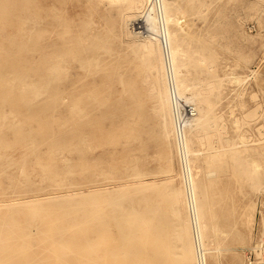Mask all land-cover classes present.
<instances>
[{"label":"rangeland","instance_id":"obj_1","mask_svg":"<svg viewBox=\"0 0 264 264\" xmlns=\"http://www.w3.org/2000/svg\"><path fill=\"white\" fill-rule=\"evenodd\" d=\"M149 2L139 0L137 9L113 0H0V264H185L184 256L176 255L184 253L176 231L193 209L187 212L185 203V209L179 204V215L174 211V192L187 189L189 180L184 178L176 135L170 133L165 68L163 73L157 56L151 61L134 56L132 50L142 39L131 33L126 20L129 13H138L137 19ZM173 4L186 17L183 30L179 24L175 27L189 53L181 77L200 80L198 92L225 76L232 81L225 77L208 95L212 121L226 128L216 127L223 135L215 127L211 132H218L216 139L223 144L207 149L194 139L196 152L190 156L198 193L206 203L208 264H248L249 249L264 252V0ZM237 74L250 79L234 85ZM234 153L241 160L235 162ZM246 158L261 162L263 170L255 179L250 178ZM144 182L154 183L158 191L136 194ZM120 187L131 196L116 197ZM175 218L185 219L179 223ZM191 221L189 238L193 236L196 245ZM134 226H140L139 232ZM126 231L136 248L126 241ZM92 239L96 241L89 242ZM195 245L192 264L198 263Z\"/></svg>","mask_w":264,"mask_h":264},{"label":"bare ground","instance_id":"obj_2","mask_svg":"<svg viewBox=\"0 0 264 264\" xmlns=\"http://www.w3.org/2000/svg\"><path fill=\"white\" fill-rule=\"evenodd\" d=\"M113 1H115V2H124L125 4H127V5H130V8H133V7H135V6H138L137 5V3H139V0H113ZM153 0H151L150 2H152ZM160 2H161V10H160V14H158L157 13V11L155 12V10H151L148 14H147V16H146V20H147V22H148V25L150 26V28L151 29H153V30H158V24H160V22H161V19L163 20V22H164V26H165V30H166V34H167V36H168V43H169V49H170V54H169V61H170V63L172 64V66H173V70H174V72H175V79H176V95H177V98H175L174 97V99H172V97H171V95H170V93H169V90L167 89V86L164 88V90H163V96H164V100H165V103H166V105L168 106V107H170L171 108V110H172V108H173V106H174V103H173V101H175V102H177L176 100H178V98L180 97V98H182L183 100H185V101H187V102H191L194 106H195V108H196V110H197V115L191 120V121H189L188 123H187V127H186V131H185V135H184V141H183V149H184V152H185V160H186V163H187V166H188V169H189V175H188V180H189V182L187 181V189L185 190V189H183V188H180V189H178L177 191H175L174 192V197L176 198V197H178V203H176V201L174 202L173 200V202L174 203H176V204H178L176 207H175V213L176 214H180V208H179V204H181L183 207H184V204L186 203V206L188 205V209L186 210L187 212H188V210L190 209L189 207L191 206L192 208L191 209H193V212H191L193 215H192V217L190 216V214H188L189 216H190V218H188V219H190V221L193 219V222H194V224L192 225V227L194 226V231H195V241L194 242H196V245H195V243H193V241H192V234L194 235V231L192 232V234H190L192 237H191V239L189 238V233H188V231H189V228L191 227V226H189V224L188 223H190V221L187 219V217H186V220L183 222L182 220H184V219H181V220H177L176 218H175V220H173V221H181V223L182 224H179L180 226H177V228L179 227V230L178 231H176V232H178V234H177V238H178V240H180L179 242H180V245H182L183 247H181V248H183V249H181V252L182 251H184V253L182 252V254H178L177 252V257H178V255H183L184 256V263L185 264H192L193 263V261L195 260V248H194V245H195V247L197 248L196 250H197V261H198V263L199 264H208V258H209V256L207 257V252H208V254H209V250H210V248H208V246H209V244H208V234H209V230H210V227H209V223H207V218H206V216H205V205H206V203H205V200L203 201V198L200 196V194L198 193V185H197V183H196V178H195V176H194V171H193V169H194V167H192V160L190 159V156H193L194 154H195V152L196 151H194L193 149H192V142H193V140L195 139L196 141H198V142H200L201 143V145H202V147H204L205 145H207L206 147H207V149H209V147L208 146H211V147H213V148H216V146L218 145V142H220V144H223V142H221V139L220 140H217L216 139V137H217V133L218 134H220V129L218 130L216 127H218V126H216V124H218V123H216L215 122V120L214 121H212L213 119H214V116H213V119H211V113H212V107H213V104L209 101V99H208V95L209 94H212V92L214 91V88L216 87V89L219 87V85H218V83L219 82H221V80H223L225 77H228V79H230V75L229 76H225V77H223V79H221L220 77V81H218V83H217V85H215V86H213L212 88H210V87H208V89H206V87L205 88H203L201 91H196V89H197V86L198 85H200L201 84V81L200 80H197V81H194V82H189V81H187L186 79H184V78H182L181 77V73H182V70H183V67H184V59L187 57V56H189V53H188V51L185 49V48H183V46H182V42H183V40L185 39V38H181L180 37V35H179V33L176 31V29H175V27H176V25L177 24H179V25H185V24H183V23H185L186 22V17H185V15H184V10L182 11V9H181V7H178L176 4L174 5L173 4V1L174 0H159ZM146 2H149V0H146ZM177 2V1H176ZM143 3H144V1H143ZM188 3V2H187ZM114 5V4H113ZM110 6V5H109ZM136 8V7H135ZM139 8V6L137 7V9ZM136 10V9H135ZM207 11V10H206ZM133 12V11H132ZM186 13V12H185ZM138 13H129L128 14V16H127V18H126V20L128 21V22H130L131 24H132V22L135 20V18L138 16L137 15ZM181 16V17H180ZM178 25V26H179ZM182 25L180 26V28H182L181 30H183V27H182ZM128 27V26H127ZM188 29V28H187ZM186 29V30H187ZM126 30V29H125ZM127 31V30H126ZM130 31H131V33L133 34L134 32L131 30V28H130ZM182 32V31H181ZM187 32V31H186ZM183 33H185V31L183 32ZM135 34V33H134ZM188 34H189V32H188ZM188 34H186L187 36H188ZM136 35V34H135ZM185 35V36H186ZM137 36V35H136ZM191 36V35H190ZM189 36V37H190ZM138 38H140V39H142V40H140V41H142L140 44H138L137 46H135L134 48H133V50H132V52H133V54H134V56L135 57H140V56H143V57H145V59L147 60V61H151L152 59H153V57H155V56H157V58H158V65H159V68H160V70H162V72L164 73V68L166 67V64H167V58H166V54H165V52L163 51V46H162V44H161V42H160V40L156 37V38H142V37H139V36H137ZM189 37H186L187 39H189ZM193 39V38H192ZM29 40V39H28ZM186 40V39H185ZM189 41H190V39H189ZM184 44V43H183ZM186 47V46H185ZM189 48V47H188ZM213 54H215V53H213ZM195 55V54H194ZM216 55V54H215ZM214 56V55H213ZM217 56V55H216ZM215 56V57H216ZM213 58V57H212ZM205 59V58H204ZM155 60V59H154ZM188 60H191L190 59V57H189V59ZM218 61V60H217ZM198 65V64H197ZM57 71V70H56ZM164 75V74H163ZM166 75V74H165ZM214 75V74H213ZM217 75V74H216ZM238 75V74H237ZM215 76V75H214ZM218 76V75H217ZM240 75H238V76H232L233 78L232 79H234V82H233V84L235 85L236 83L239 85V83H244L247 79H250V78H247V79H245L244 80V78H242V77H239ZM244 76H246V75H243V77ZM217 78V77H216ZM215 78V79H216ZM214 79V78H213ZM230 81H231V79H230ZM229 81V82H230ZM59 82V81H58ZM247 82V81H246ZM245 82V83H246ZM204 83V82H203ZM202 83V84H203ZM228 83V82H227ZM231 83H232V81H231ZM233 84H231V85H233ZM166 85V84H165ZM213 85H214V83H213ZM28 86V85H27ZM237 87V86H236ZM33 88V87H32ZM209 89H211V91H209ZM237 89V88H236ZM39 93V92H38ZM38 95V94H37ZM41 95H42V93H41ZM40 95V96H41ZM220 96V95H219ZM36 97V96H35ZM39 98V97H38ZM233 103V102H232ZM219 105V104H218ZM217 106V105H216ZM215 106V107H216ZM230 106V105H229ZM214 107V108H215ZM77 108H78V106H77ZM77 110V109H76ZM4 111V110H3ZM224 113V112H223ZM232 114V113H231ZM230 114V115H231ZM4 115H6L5 113H4ZM8 115V114H7ZM9 116H10V114H9ZM219 116V115H218ZM262 117V116H261ZM230 118V117H229ZM14 120H16V119H14ZM14 120H12V121H14ZM174 120H176V117H175V114H173V110H172V124H171V129H170V133L172 134V133H174L175 134V124H174ZM217 120V119H216ZM12 121H10V122H12ZM17 121V120H16ZM19 121V120H18ZM238 121H239V119H236L235 120V123H238ZM259 121V120H258ZM15 122V121H14ZM15 124V123H14ZM18 125V124H17ZM14 127V126H13ZM214 127H215V129L216 130H218V132H211V130H215L214 129ZM221 129H226V128H223V127H225V126H223V127H221V126H219ZM218 127V128H219ZM227 127V126H226ZM240 128V127H239ZM10 129V128H9ZM21 132V131H20ZM228 132V131H227ZM226 134V133H225ZM224 134V135H225ZM239 134V133H238ZM220 135H223V134H220ZM219 135V136H220ZM227 135H228V133H227ZM240 135V134H239ZM241 138L243 137V136H240ZM245 137V136H244ZM242 138V139H244L245 140V138ZM235 139V138H234ZM4 140V139H3ZM229 141H230V139H228ZM232 141H234L233 139H231ZM236 140V139H235ZM34 142V141H33ZM229 144V143H228ZM243 144V143H242ZM245 144V143H244ZM237 145V144H236ZM235 145V146H236ZM6 146H8V145H6ZM215 146V147H214ZM221 146H223V145H221ZM234 145H233V147H235ZM237 146H239V145H237ZM236 146V147H237ZM232 147V146H231ZM212 148V149H213ZM225 148V147H224ZM230 148V147H229ZM7 149V148H6ZM223 149V148H222ZM2 150V149H1ZM9 150V149H8ZM203 151V150H202ZM205 151H207L206 149H205ZM211 151V150H210ZM199 153H201V152H199ZM218 153V152H217ZM8 154V153H7ZM197 154H198V152H197ZM207 154V153H206ZM212 155V154H211ZM213 155L214 156H216V158H217V154H214L213 153ZM10 156V155H9ZM206 156V155H205ZM208 156V155H207ZM221 156V157H220ZM219 157V160H220V162H223L224 160H223V157H226V154L225 155H220ZM1 158H2V156H0ZM213 157V156H212ZM7 158V157H6ZM3 159V158H2ZM36 159V158H35ZM38 159V158H37ZM214 159V158H213ZM213 159H212V161L211 162H214L213 161ZM235 162L236 161H239V160H241L240 159V157H238L237 155H235V153H234V155H233V158H232ZM208 160V159H207ZM8 161V160H7ZM7 161H5V162H7ZM40 161V160H39ZM218 161V160H217ZM244 161H246L247 162V158H246V160H244ZM9 162H11V161H9ZM8 162V163H9ZM15 162V161H14ZM18 163V162H17ZM225 163V162H224ZM238 163V162H237ZM1 164H2V162H1ZM182 164V163H181ZM218 164H223V163H218ZM247 164H248V166H249V169H250V172H249V174H250V178H254V176H256L257 174H260V172H261V170H263V169H261V168H263V167H261L262 165H261V162H260V160L258 159V158H252V162H247ZM14 165H16V164H14ZM14 165H12V166H14ZM2 166V165H1ZM0 166V167H1ZM7 166V165H6ZM9 167H10V165H8ZM2 167H4V165L2 166ZM9 167H7V168H9ZM235 167V166H234ZM242 167H243V170H244V168H246V167H244V165H242ZM11 168V167H10ZM43 168H47V167H43ZM21 169H22V167H21ZM23 169H24V167H23ZM183 170V169H182ZM246 170H247V168H246ZM5 170L3 169V172H4ZM13 171V170H12ZM45 171V170H44ZM240 171V170H239ZM2 172V171H1ZM0 172V173H1ZM22 173L24 172V171H21ZM31 172V171H30ZM184 172V171H183ZM213 172V171H212ZM243 172H245V171H243ZM72 173V172H71ZM215 173V172H214ZM237 173V172H236ZM246 173H248V171H246ZM6 174V173H5ZM211 174V173H210ZM206 175H207V173H206ZM209 175V174H208ZM207 175V176H208ZM213 175V174H212ZM239 176H240V174H238ZM253 175V176H252ZM29 176V175H28ZM215 176V175H214ZM248 176V175H247ZM56 178H57V176H55ZM257 177V176H256ZM237 178V177H236ZM249 178V179H250ZM258 178H259V176H258ZM172 179V178H171ZM171 179H169V180H171ZM174 179V178H173ZM251 179V180H252ZM255 179V178H254ZM27 182V181H26ZM161 182V181H160ZM259 182V181H258ZM146 182H144V184H140L141 186L136 190V194L138 193V194H145V193H147V192H156V191H158L157 189V187L155 186V185H153L154 183H156V181L153 183V182H151V183H153L152 185H147V184H145ZM151 183H149V184H151ZM162 183V182H161ZM253 183V182H252ZM157 184V183H156ZM161 185H163V184H161ZM160 185V186H161ZM185 185V184H184ZM253 185L255 186L256 185V190H257V184H254L253 183ZM137 186V185H136ZM159 186V185H158ZM25 187V186H24ZM28 187L29 186H27V189H28ZM122 187H124V186H122ZM122 187H120V191H119V195L118 196H116V197H128V196H131V194L130 193H128V190L126 191L124 188L122 189ZM128 187V186H127ZM16 188V187H15ZM26 188V187H25ZM129 188V187H128ZM252 188H253V186H252ZM9 190V189H8ZM105 190V189H104ZM96 191H98V190H96ZM161 191V190H160ZM135 192V191H134ZM91 193V192H90ZM89 193V194H90ZM95 193H97V192H95ZM88 193H87V195H89ZM135 194V195H136ZM75 195V194H74ZM78 195V194H77ZM77 195H75V196H77ZM82 195H84V194H82ZM85 195H86V193H85ZM206 195H207V192H206ZM70 196V195H69ZM79 196V195H78ZM59 197V196H58ZM58 197H56V199L58 198ZM62 197V196H61ZM66 197V196H65ZM71 197V196H70ZM74 197V196H73ZM103 197H112V196H110V195H103ZM50 198V197H49ZM54 198V197H53ZM51 199V198H50ZM59 199V198H58ZM115 199V198H114ZM114 199H113V201H114ZM119 199V198H118ZM172 199H173V197H172ZM207 199V198H206ZM42 200V199H41ZM46 200V199H45ZM45 200H43V201H45ZM55 200V199H54ZM120 200V199H119ZM38 201V200H37ZM47 201H48V199H47ZM164 201V200H163ZM171 201V200H170ZM36 202V201H35ZM40 202V201H39ZM162 202V201H161ZM166 202V201H165ZM28 203H30V202H28ZM34 203V202H33ZM106 203V202H105ZM108 203V202H107ZM111 203V202H110ZM146 203H147V201H146ZM24 204V203H23ZM121 204V203H120ZM169 204H170V202H169ZM172 204V203H171ZM11 205V204H10ZM17 205V204H16ZM27 205H29V204H27ZM108 205V204H107ZM173 205V204H172ZM171 205V207H174V205L172 206ZM71 206V205H70ZM69 206V207H70ZM75 206V205H74ZM74 206H71V208L72 207H74ZM7 207H8V205H7ZM45 207V206H44ZM59 207V206H58ZM78 207V206H77ZM170 207V208H171ZM27 208V207H26ZM53 208V207H52ZM57 208V207H56ZM61 208V207H60ZM62 208H64V207H62ZM66 208V207H65ZM64 208V209H65ZM68 208V207H67ZM66 208V209H67ZM123 208V207H122ZM31 209H33V208H31ZM74 209V208H73ZM77 209V208H76ZM95 209V208H94ZM104 209V208H103ZM102 209V210H103ZM121 209V208H120ZM126 209V208H125ZM174 209V208H173ZM183 209H185V207L183 208ZM37 210V209H36ZM61 210V209H60ZM96 210V209H95ZM100 210V209H99ZM123 210H124V208H123ZM122 210V211H123ZM44 211V210H43ZM47 211V210H46ZM53 211V210H52ZM69 211H71V210H69ZM87 211V210H86ZM97 211V210H96ZM121 211V212H122ZM126 211V210H125ZM22 212V211H21ZM32 212V211H31ZM75 212H77L78 213V211H74V213ZM102 212V211H101ZM124 212V211H123ZM166 212V211H165ZM168 212V211H167ZM182 212H183V210H182ZM190 212V211H189ZM67 213V212H66ZM91 213V212H90ZM96 213V212H95ZM98 213V212H97ZM99 213H100V211H99ZM158 213V212H157ZM160 213V212H159ZM174 213V214H175ZM35 214V213H34ZM63 214V213H62ZM69 214V213H68ZM128 215H130V214H132L131 212H130V214L129 213H127ZM137 214V213H136ZM143 214V213H142ZM165 214H167V213H165ZM173 214V215H174ZM178 214V215H179ZM183 214V213H182ZM244 214H245V212H244ZM32 215V214H31ZM48 215H50V214H48ZM47 215V216H48ZM64 215H66V214H64ZM74 215V214H73ZM95 215V217H96V214H94ZM100 215V214H99ZM106 215V214H105ZM104 214L102 215V216H105ZM122 215H123V213H122ZM134 215V214H133ZM132 215V216H133ZM144 215V214H143ZM184 215V214H183ZM62 216V215H61ZM67 216V215H66ZM71 216V215H70ZM121 216V215H120ZM137 216H141V215H137ZM137 216H136V218H137ZM166 215H164L163 217H165ZM5 217V216H4ZM76 217V216H75ZM75 217H74V220H75ZM94 217V218H95ZM122 217V216H121ZM123 217H124V215H123ZM125 217H127V215L125 216ZM131 217V216H130ZM178 217V216H177ZM185 217V216H184ZM82 218V217H81ZM91 218V217H90ZM103 218V217H102ZM102 218H96L98 221H101L100 219H102ZM108 218V217H107ZM116 218V217H115ZM135 218V216H133V219ZM169 218H172V217H166V219H169ZM250 218V217H249ZM5 219V218H4ZM35 219V218H34ZM34 219H32V220H34ZM57 219H58V217H57ZM57 219H56V221H57ZM60 219V218H59ZM59 219H58V221H59ZM63 219V218H62ZM65 219H66V217H65ZM104 219V218H103ZM132 219V220H133ZM151 219H153V218H151ZM150 219V220H151ZM1 220H3V219H1ZM87 220V219H86ZM85 220V221H86ZM92 220H93V218H92ZM131 220V219H130ZM131 220V221H132ZM138 220H139V218H138ZM143 220H145V219H143ZM154 220V219H153ZM163 220V219H162ZM55 221V222H56ZM57 221V222H58ZM76 221V220H75ZM90 221V220H89ZM88 221V222H89ZM104 221V220H103ZM103 221L101 222V223H103ZM124 221V220H123ZM129 221V220H128ZM134 221V220H133ZM132 221V222H133ZM146 221V220H145ZM173 221H171V222H173ZM3 222V221H2ZM8 222V221H7ZM83 222V221H82ZM107 222V221H106ZM127 222V221H126ZM143 222V221H142ZM146 222H148V221H146ZM146 222H144L145 223V225L147 224ZM166 222V221H165ZM168 222H169V220H168ZM192 222V221H191ZM5 223V222H4ZM9 223V222H8ZM12 223V222H11ZM53 223V222H52ZM81 223V222H80ZM86 223V222H85ZM89 223H91V221L89 222ZM101 223H99V224H101ZM137 223H140V221H138ZM167 223V222H166ZM180 223V222H179ZM18 224V223H17ZM21 224V223H20ZM29 224V223H28ZM48 224H50V223H48ZM78 224V223H77ZM77 224H74V225H72V226H70V227H73V226H75V225H77ZM81 224H83V223H81ZM104 224V223H103ZM136 224V223H135ZM142 224V223H141ZM159 224H160V222H159ZM171 224V223H170ZM169 224V226H168V224H166L169 228H170V225ZM174 224V223H173ZM3 225V224H2ZM2 225H1V227H2ZM25 225V224H24ZM46 225V224H45ZM68 225V224H67ZM83 225H85V224H83ZM102 225V224H101ZM129 225H130V223H129ZM137 225H139V224H137ZM136 225V226H137ZM144 225V226H145ZM150 225V224H149ZM163 225H165V224H163ZM217 225V224H216ZM4 226V225H3ZM53 225H51V227H52ZM88 226V225H87ZM98 226V225H97ZM104 226V225H103ZM140 226H142V225H140ZM140 226L138 227V228H136L135 226H134V228H136L134 231H137L139 228H140ZM147 226H148V224H147ZM155 226V225H154ZM153 226V227H154ZM160 225H158V227H159ZM162 226V225H161ZM188 226H189V228H188ZM6 227H8V226H6ZM13 227V226H12ZM50 227V228H51ZM129 228L131 227V229H133L132 227H133V225L132 226H128ZM128 227H126L127 229H128ZM163 227V226H162ZM162 227L161 228H158L159 230L160 229H162ZM168 227H166L167 229H168ZM175 227V225L173 226V228ZM34 228V227H33ZM60 228V227H59ZM69 228V227H68ZM67 228V229H68ZM146 228H149V227H146ZM154 228H156V226L154 227ZM154 228H152L151 229V231L154 229ZM164 228V227H163ZM166 228H164V231L166 230ZM10 229V228H9ZM25 229V228H24ZM36 229H37V227H36ZM52 229V228H51ZM65 229V228H64ZM72 229V228H71ZM70 229V230H71ZM144 229V228H143ZM157 229V228H156ZM171 229V228H170ZM193 229V228H192ZM2 230V229H1ZM53 230V229H52ZM52 230H50L51 231V233H50V235L51 236H55V235H53V233H52ZM81 230V229H80ZM141 230V229H140ZM145 230H148V229H145ZM36 231V230H35ZM40 231V230H39ZM58 231V230H57ZM68 231V230H67ZM130 231V230H129ZM154 231V230H153ZM157 231V230H156ZM168 231V230H167ZM28 232V231H27ZM62 232H64V231H62ZM61 232V233H62ZM82 232V231H81ZM85 232V231H84ZM132 233H133V230L131 231ZM131 232H129V233H131ZM137 232H139V230L137 231ZM136 232V233H137ZM144 232V231H143ZM143 232H141V234L143 233ZM148 232H150V231H148ZM158 232V231H157ZM162 233H163V230L161 231ZM160 232V233H161ZM222 232H224V231H222ZM7 233V232H6ZM47 233H49V232H47ZM65 233H67L66 231H65ZM86 233H87V230H86ZM91 233V232H90ZM128 232L126 231V238H127V240L126 241H129L128 240V237L130 236V238L131 237H133V236H131L132 235V233L129 235V234H127ZM135 233V234H136ZM151 233V232H150ZM159 233V232H158ZM224 233H226V232H224ZM42 234H45L44 232H42ZM59 234H60V232H59ZM82 234V233H81ZM139 234V233H138ZM141 234H140V236H141ZM144 234H146V233H143V236H145ZM155 234H157V233H155ZM167 233H164V236L166 235ZM168 234H169V232H168ZM1 235V234H0ZM100 235V234H99ZM124 235H125V233H124ZM159 234H157V236H158ZM170 235V234H169ZM168 235V236H169ZM61 236V235H60ZM74 236V235H73ZM85 236V235H84ZM149 236V235H148ZM151 236V235H150ZM149 236V237H150ZM153 236V235H152ZM156 236V238L158 239L159 237H157ZM53 237H50L52 240H50V241H52V242H54V241H56V240H53ZM63 237V236H62ZM123 237V236H122ZM146 237V236H145ZM154 238H155V236H153ZM172 237V236H171ZM175 237V236H174ZM49 238V237H48ZM72 238H74V237H72ZM84 238V237H83ZM87 238H89V237H87ZM136 238H138V236L136 237ZM136 238H135V236H134V240H136ZM147 238V237H146ZM160 238H161V236H160ZM159 238V239H160ZM167 238V237H166ZM61 239V238H60ZM86 239V238H85ZM97 239V238H96ZM101 239H102V237H101ZM143 239V238H142ZM142 239H141V241H142ZM158 239V240H159ZM1 240V239H0ZM46 240V239H45ZM58 240V239H57ZM68 240V239H67ZM72 240V239H71ZM95 240V239H94ZM93 239L90 241L89 240V242H92V241H94ZM156 240V239H155ZM158 240H157V242H158ZM167 240V239H166ZM176 240V239H175ZM19 241V240H18ZM87 241V240H86ZM96 241V240H95ZM103 241V240H102ZM130 241H132V240H130ZM129 241V243H131ZM138 241V240H137ZM170 241V240H169ZM177 241V240H176ZM211 241V240H210ZM4 242V241H3ZM2 242V243H3ZM57 242V241H56ZM65 242H66V240H65ZM117 242V241H116ZM135 243V241H132V243ZM139 242H140V237H139ZM138 242V243H139ZM154 242V241H153ZM172 242V241H171ZM170 242V243H171ZM183 242V243H182ZM0 243H1V241H0ZM7 243V242H6ZM62 243H64L63 241H62ZM92 243H94V242H92ZM96 243H98V242H96ZM128 243V244H129ZM131 243V244H132ZM147 243V242H146ZM145 243V244H146ZM177 243H178V241H177ZM182 243V244H181ZM59 245H61V243H58ZM73 244V243H72ZM89 244V243H88ZM128 244H126V245H128ZM179 244V243H178ZM51 245V244H50ZM55 245V244H54ZM63 245V244H62ZM104 245H106V244H104ZM137 245V244H136ZM141 245H143V244H141ZM149 245H151V243L149 244ZM212 245V244H211ZM97 246V245H96ZM120 246V245H119ZM131 246H135V245H131ZM130 246V247H131ZM143 246H145L144 248H147L146 247V245H143ZM171 246V245H170ZM2 247V246H1ZM32 247H34V246H32ZM51 247H53V249H55L54 248V246L52 245ZM64 247V246H63ZM69 247V246H68ZM80 247V246H79ZM127 247V246H126ZM129 247V249L131 250V248ZM169 247V246H168ZM168 247H164V250H165V248L166 249H170V248H168ZM180 247V246H179ZM3 248V247H2ZM77 248V247H76ZM82 248V247H81ZM122 248V247H121ZM134 248H136V247H134ZM176 248V247H175ZM25 248H23V250H24ZM49 248H47L46 250H48ZM68 249V248H67ZM70 249V248H69ZM78 249V248H77ZM77 249H75V250H77ZM83 249V248H82ZM82 249H79V250H82ZM89 249V248H88ZM127 249V248H126ZM128 249V250H129ZM140 249V248H139ZM139 249L137 248V252H139ZM218 249V247L215 249V250H217ZM20 250H21V248H20ZM84 250H85V247H84ZM90 250V249H89ZM93 250V249H92ZM112 250V249H111ZM116 250V248L114 249V250H112L113 252ZM120 250V249H119ZM146 250V249H145ZM50 251V250H49ZM112 251H111V253H112ZM118 251V250H117ZM141 251V250H140ZM166 251V250H165ZM177 251V250H176ZM180 251V250H179ZM8 252V251H7ZM10 252V251H9ZM18 252V251H17ZM26 252V251H25ZM73 252H75V251H73ZM72 252V253H73ZM80 252V251H79ZM87 252H89V251H87ZM120 252V251H119ZM167 252V251H166ZM165 252V253H166ZM169 252V251H168ZM16 253V252H15ZM56 253V252H55ZM69 253V252H68ZM70 253H71V251H70ZM115 253V252H114ZM131 253V252H130ZM135 253H136V249H135ZM134 253V254H135ZM143 253V252H142ZM162 253V252H161ZM170 253V252H169ZM173 253V252H172ZM171 253V254H172ZM75 254V253H74ZM77 255L79 254V253H76ZM84 254V253H83ZM93 254V253H92ZM124 254V253H123ZM125 254H126V252H125ZM133 254V256H136V255H134ZM140 254V253H139ZM139 254H137V255H139ZM167 254V253H166ZM166 254H161L162 256H164V255H166ZM41 255V254H40ZM64 255V254H63ZM116 255V254H115ZM132 255V254H131ZM58 256V255H57ZM62 256V255H61ZM79 256V255H78ZM81 257H83V256H85V255H80ZM87 256H89V255H87ZM117 256H119L118 255V253H117ZM121 256V255H120ZM128 256H130V255H128ZM140 256V255H139ZM147 255H145V257H146ZM211 256V255H210ZM38 257V256H37ZM60 257V256H59ZM59 257H57V258H59ZM104 257L106 258V256L104 255ZM116 257V256H115ZM114 256H113V258H115ZM149 257V256H148ZM156 257V256H155ZM167 257L168 256H166V259H167ZM180 257V256H179ZM14 258V257H13ZM36 258V257H35ZM56 258V257H55ZM56 258V259H57ZM77 258V257H76ZM100 258V257H99ZM101 258H102V256H101ZM100 258V259H101ZM137 258V257H136ZM136 258H134V261H135V259ZM151 258V257H150ZM169 258L171 259V257L169 256ZM168 258V259H169ZM173 258H175V257H173ZM98 259V258H97ZM147 259V258H146ZM155 259V258H154ZM162 259V258H161ZM168 259H167V261H168ZM183 259V258H182ZM2 260V259H1ZM57 260H59V259H57ZM65 260V259H64ZM78 260V259H77ZM88 260V259H87ZM142 260V259H141ZM145 260V259H144ZM172 260V259H171ZM42 261V260H41ZM91 261V260H90ZM93 262H95V260H92ZM130 261V260H129ZM132 261V260H131ZM143 261V260H142ZM148 261H149V259H148ZM151 261V260H150ZM149 261V262H150ZM155 261H157V260H155ZM161 261H163V259L161 260ZM165 262H166V260H164ZM164 261H163V263H161V264H167V263H164ZM6 262V261H5ZM7 262H8V260H7ZM25 262V261H24ZM33 262V261H32ZM79 262V261H78ZM139 262V260L137 261V263ZM141 262V261H140ZM146 262V261H145ZM153 262V261H152ZM195 262V261H194ZM4 263V262H3ZM31 263V262H30ZM58 263V262H57ZM84 263H86L85 261H84ZM98 263V262H97ZM125 263H127V262H125ZM172 263L174 264V262H173V260H172ZM176 263H181L182 264V262H176ZM198 263H195V264H198ZM80 264V263H79ZM89 264V263H88ZM91 264V263H90ZM104 264V263H103ZM106 264V263H105ZM115 264V263H114ZM133 264H135V262L133 263ZM148 264H151V262L150 263H148ZM153 264V263H152ZM157 264H159V263H157Z\"/></svg>","mask_w":264,"mask_h":264},{"label":"built area","instance_id":"obj_3","mask_svg":"<svg viewBox=\"0 0 264 264\" xmlns=\"http://www.w3.org/2000/svg\"><path fill=\"white\" fill-rule=\"evenodd\" d=\"M161 2L159 0H153L149 2L146 7L143 9L141 15L135 19L131 24L132 31L139 37L142 38H158L163 46V51L166 54L167 64L165 67L166 81L169 89V93L172 99L177 98L176 95V79L173 66L169 61V43L168 36L166 34L164 22L161 19L160 24H158V30H153L148 25L146 20L147 14L151 10L157 11L160 14ZM177 102L173 101L174 106L172 108L173 114H175L176 120L175 124V135L177 141L178 151L181 152L183 160V171L185 181L188 180L189 169L185 160V152L183 149L184 135L187 127V123L191 121L196 115L197 110L191 102H187L182 98H178ZM187 183V182H186ZM261 248V247H260ZM246 259L248 264H264V252L258 254L254 248L248 250L246 254Z\"/></svg>","mask_w":264,"mask_h":264}]
</instances>
